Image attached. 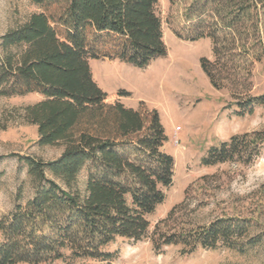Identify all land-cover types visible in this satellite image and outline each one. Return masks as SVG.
<instances>
[{"label":"trees","instance_id":"obj_1","mask_svg":"<svg viewBox=\"0 0 264 264\" xmlns=\"http://www.w3.org/2000/svg\"><path fill=\"white\" fill-rule=\"evenodd\" d=\"M31 2L39 11L0 38V95H41L43 100L25 108V120L37 127L39 145L63 144L65 150L52 162L16 156L35 193L0 220V264L112 262L115 253L105 250L117 239L141 241L148 235L149 217L166 200L176 165L164 150L168 136L158 111L144 102L136 110L119 101L109 104L90 61L141 69L166 57L158 0ZM184 14L193 33L177 31V38L212 43L214 60L201 59L211 87L231 92L239 116L264 106V95L250 96L251 69L264 57V0H191ZM263 144L264 128L234 135L212 148L203 164L249 166ZM175 212L176 207L159 224ZM252 227L249 220L232 218L174 232L158 226L152 240L157 250L180 246L181 254L222 247L244 252Z\"/></svg>","mask_w":264,"mask_h":264},{"label":"rangeland","instance_id":"obj_2","mask_svg":"<svg viewBox=\"0 0 264 264\" xmlns=\"http://www.w3.org/2000/svg\"><path fill=\"white\" fill-rule=\"evenodd\" d=\"M191 0H158L157 14L162 19L166 57L158 58L145 68L120 61H90L92 77L107 102L119 101L126 108L138 109L144 102L159 113L168 136L164 150L175 160L173 186L166 200L149 217L150 229L145 239H117L105 251L115 253L112 262H95L65 258L51 264H264V144L259 158L249 166L223 163L203 164L212 148L228 142L234 135L263 130L264 106L252 114L239 116L236 99L230 91L211 87L201 68V59L214 60L209 39L183 41L175 32L193 33L185 19ZM39 9L31 0H0V38L25 24ZM264 42V22L262 25ZM2 50H0V58ZM251 94L264 95V57L251 69ZM120 92H129L127 98ZM245 99V98H244ZM43 100L39 94L22 97L0 95V220L9 216L17 204H24L35 193L28 169L16 156H30L52 162L63 155V144L41 146L37 127L25 120V108ZM87 171L80 175L78 188L84 191ZM176 207L173 218L159 224ZM221 218L252 222L249 245L244 252L227 248L198 249L181 254L180 246L157 250L153 236L159 226L163 232L206 226ZM1 239V234H0Z\"/></svg>","mask_w":264,"mask_h":264}]
</instances>
